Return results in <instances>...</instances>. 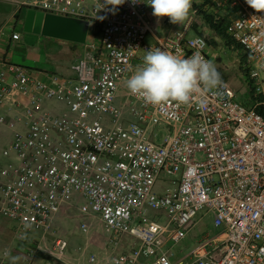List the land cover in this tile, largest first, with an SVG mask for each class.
<instances>
[{
  "label": "built area",
  "instance_id": "1",
  "mask_svg": "<svg viewBox=\"0 0 264 264\" xmlns=\"http://www.w3.org/2000/svg\"><path fill=\"white\" fill-rule=\"evenodd\" d=\"M3 1L14 17L32 9L88 21L102 32L84 44L73 77L43 79L11 60L20 22L0 29V47L8 48L0 57V124L13 131L2 151L13 159L0 163V217L15 223L17 238L38 241L30 233L44 236L76 203L109 234L112 254L92 253L87 264H264V116L255 110L264 98L247 107L222 82L205 93L204 108L198 98L153 106L125 87L150 48L181 58L199 51L211 61L206 36L189 35L193 15L182 29L159 36L153 22L165 17L157 20L147 0H125L115 14L104 0ZM224 3L235 8L227 32L248 54L249 76L264 96V12L246 0L218 6ZM200 212L223 235L207 233L185 245ZM129 236L130 246L122 247ZM67 245L55 241L59 252Z\"/></svg>",
  "mask_w": 264,
  "mask_h": 264
},
{
  "label": "rangeland",
  "instance_id": "2",
  "mask_svg": "<svg viewBox=\"0 0 264 264\" xmlns=\"http://www.w3.org/2000/svg\"><path fill=\"white\" fill-rule=\"evenodd\" d=\"M195 5L201 6V0H192L190 12V16L193 15L192 26L196 25L199 32H203L208 39L214 41L211 49L208 51L211 61L214 63L217 71L223 73L220 74L221 77L223 76L225 78L223 82L233 88L236 92L237 100L245 105L248 98L246 95L247 86L240 71V61L244 51L240 52L238 50L232 51L228 49L223 41L204 24L202 18L198 15ZM195 10L196 13L193 14L192 12ZM14 11L15 8L13 6L0 0V29L7 24L15 22ZM216 12L222 17H228L230 20L234 18L232 13L226 14L223 10L218 8ZM25 15L26 10L23 13V19ZM186 22L174 25L175 30L182 29ZM17 30L21 33V39L15 43L12 52H14L16 58H19L20 63L31 68L33 72L46 70L65 76L76 68L80 58L79 55H81L83 51L82 44L66 39L25 32L23 26H20ZM194 34V30L189 32L190 36ZM88 39H91L90 33ZM48 105L57 106L53 101H49ZM12 141L13 131L5 124H0L1 164H7L13 159V157L8 158L2 155V151L9 148ZM165 178L166 177L162 175V180ZM62 215L64 218L63 221L59 223L56 220L52 230L44 236L42 235V231H32L30 233L33 240H40L39 250L47 254L58 252L57 249H55V241L57 238H63L68 242L63 252L81 256L84 262L87 261L89 255L92 253H104V248H107V243L105 242H107L109 234L101 229L102 222L98 216L97 219L93 216H84L76 203L64 209ZM149 215H155V211L149 210ZM202 215L203 212L198 214L196 218L197 224L191 229L189 236L185 239V245H188L190 239H193V241L202 239L207 233L210 236L214 235L211 215L204 216L199 220ZM158 222L166 224V219L161 217L158 219ZM82 223L89 225L86 231L80 228ZM0 226V264H60L59 262H55L54 259L46 260L38 256L37 253L32 258L28 257L26 251L30 247L36 248V242L38 241H33L31 245H28L27 242L18 239L13 230L15 223L8 218L0 217ZM132 239L133 238L129 236V240ZM125 240L126 238L124 237L123 241ZM123 243V247H129L131 244V242ZM4 251L6 253H4Z\"/></svg>",
  "mask_w": 264,
  "mask_h": 264
},
{
  "label": "clouds",
  "instance_id": "3",
  "mask_svg": "<svg viewBox=\"0 0 264 264\" xmlns=\"http://www.w3.org/2000/svg\"><path fill=\"white\" fill-rule=\"evenodd\" d=\"M133 4L143 0H131ZM125 0H104V7L112 6L115 14ZM256 12H264V0H246ZM152 15L159 20L168 17L174 25L183 24L190 16L192 0H147ZM104 19V17H99ZM222 79L215 65L199 51L181 58L161 48H150L132 75L126 80L129 93L153 106L175 102L188 105L198 98L200 108L207 105L205 93L221 85Z\"/></svg>",
  "mask_w": 264,
  "mask_h": 264
},
{
  "label": "trees",
  "instance_id": "4",
  "mask_svg": "<svg viewBox=\"0 0 264 264\" xmlns=\"http://www.w3.org/2000/svg\"><path fill=\"white\" fill-rule=\"evenodd\" d=\"M219 1V0H218ZM209 0H204V3L201 4V6L195 5V8L198 11V15L202 18L204 24L208 27V29L213 32L217 37H219L224 45L232 50V51H241L243 52L242 46L234 39L232 38L228 32L227 28L230 23V20L228 17H222L216 12V9L219 8L217 4L214 5V8H206L208 5ZM232 14L235 17V8L232 9ZM23 13L24 12H18L15 15V22H20L23 20ZM20 26L16 25V28H19ZM193 30L200 35H204L203 32H199L196 25L192 26ZM93 37L95 39H100L102 36V32L99 25H95L93 31H92ZM205 36V35H204ZM207 38V37H206ZM209 46H212L214 41L212 39H208ZM249 70H250V59L248 57V54L244 51V54L241 57L240 61V71L243 75L244 82L247 86L246 95L248 96L247 102L245 103V106L247 107H253L257 102H260L264 96L262 94L257 93L255 85L253 83V80L249 76ZM221 76V75H220ZM222 82L225 79L223 76L221 77ZM256 112L264 116V105H256L255 107ZM37 255L46 259L51 260L52 256L50 254H47L43 252L42 250H37Z\"/></svg>",
  "mask_w": 264,
  "mask_h": 264
},
{
  "label": "water",
  "instance_id": "5",
  "mask_svg": "<svg viewBox=\"0 0 264 264\" xmlns=\"http://www.w3.org/2000/svg\"><path fill=\"white\" fill-rule=\"evenodd\" d=\"M89 28L88 21L44 14L32 9L26 11L23 19L25 32L66 39L79 44L86 42Z\"/></svg>",
  "mask_w": 264,
  "mask_h": 264
},
{
  "label": "crops",
  "instance_id": "6",
  "mask_svg": "<svg viewBox=\"0 0 264 264\" xmlns=\"http://www.w3.org/2000/svg\"><path fill=\"white\" fill-rule=\"evenodd\" d=\"M202 3H204V0H201V4ZM215 4H217V6H218V0H209V3H208V5L206 6V8H214V5ZM218 9H220V10H223V12H225L226 14H231V13H233L232 12V8H230V6H229V4L228 3H224V4H222V6H219V8ZM18 26H23V20H21L20 21V23H19V25ZM153 28H154V30L156 31V33L159 35V36H165V35H167V34H169V33H171V32H173L174 30H175V28H174V24H172V23H170V21H169V18L168 17H165L164 19H163V23H158V22H156V21H154L153 22ZM94 25L93 26H91L90 25V28H89V32H88V35H89V33H90V36H91V39L90 40H92V38H95V37H93V34H92V31H93V29H94ZM89 39H88V36H87V40H86V42H88V41H90ZM149 40L150 41H154L153 39H151V38H149ZM85 42V43H86ZM84 43V44H85ZM84 44H82L83 45V48H84ZM15 45V44H14ZM13 45V46H14ZM13 46H11V50H9L10 51V54H11V60L13 61V62H18V63H20V60H19V58H16L15 56H14V52H12V48H13ZM0 49H1V51H0V57L4 54V52H6V51H8L7 49L8 48H5L3 45L0 47ZM209 49H211V46H209ZM209 51V50H208ZM241 52V51H240ZM82 54V53H81ZM79 57H80V55H79ZM210 57V56H209ZM211 59V58H210ZM212 62V61H211ZM213 63V62H212ZM214 64V63H213ZM31 69V68H30ZM32 70V69H31ZM222 72V71H221ZM37 74H38V76L40 77V78H43V79H45L46 78V75L47 74H50V73H54V72H51V71H46V70H38L37 72H36ZM55 74H58V73H55ZM74 71H72L70 74H67V75H65V77H73L74 76ZM220 74H223V73H220ZM58 75H60V74H58ZM62 76H64V75H62ZM205 216H207V215H205ZM93 217H95L96 219H97V217L96 216H93ZM204 217V215H202L201 216V218L199 219V220H201L202 218ZM212 217V216H211ZM63 215H62V213H60L59 215H58V217L56 218V220H57V222H59V223H61V221H63ZM196 224H197V222L195 223V225H194V227L196 226ZM212 227H214V225H213V218H212ZM101 229L102 230H104V228L103 227H101ZM105 232V231H104ZM223 231L222 230H220V229H217V228H215L214 227V230H213V234L214 235H219V236H222L223 235V233H222ZM126 238V240L125 241H121V243L122 244H124L123 242H126V243H128V242H130V240H129V238L128 237H125ZM41 239V238H40ZM192 243L193 242V239H190L189 240V243ZM106 243V242H105ZM125 243V244H126ZM188 243V244H189ZM123 247V246H122ZM120 249V248H119ZM104 253H101V252H98V254L99 255H101V256H103V257H105V258H108L111 254H112V251L110 250V249H108V248H104V251H103ZM52 254H50L51 256H52V259H54L55 260V262H59L60 264H87V261H82L83 260V258H81V256H76L75 254H71V253H64L63 251L62 252H51ZM88 260V259H87Z\"/></svg>",
  "mask_w": 264,
  "mask_h": 264
}]
</instances>
